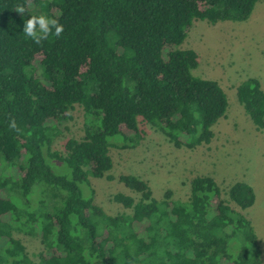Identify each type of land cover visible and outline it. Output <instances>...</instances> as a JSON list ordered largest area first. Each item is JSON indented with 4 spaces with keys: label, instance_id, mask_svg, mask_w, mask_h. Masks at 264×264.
<instances>
[{
    "label": "trees",
    "instance_id": "16d2710c",
    "mask_svg": "<svg viewBox=\"0 0 264 264\" xmlns=\"http://www.w3.org/2000/svg\"><path fill=\"white\" fill-rule=\"evenodd\" d=\"M261 1L0 0V264H262L242 212L256 202L246 182L231 185L226 200L215 178L200 175L186 201L170 189L158 200L147 181L121 174L130 194L112 200L130 212L116 215L95 203L91 184L115 180L113 141L133 148L139 118L177 148L213 141L228 97L219 82L193 74L199 56L182 45L195 21H248ZM39 15L56 19L61 34L53 29L39 43L25 36L23 22ZM236 91L264 130L261 81ZM76 106L83 137L53 151ZM17 232L40 238L36 260Z\"/></svg>",
    "mask_w": 264,
    "mask_h": 264
},
{
    "label": "rangeland",
    "instance_id": "374dc122",
    "mask_svg": "<svg viewBox=\"0 0 264 264\" xmlns=\"http://www.w3.org/2000/svg\"><path fill=\"white\" fill-rule=\"evenodd\" d=\"M182 49H192L199 56V65L193 70L195 76L219 82L228 97V110L213 126L215 138L209 145L195 150L177 148L164 134L139 118L140 138L133 148L110 149L113 168L108 175L115 180L91 179L95 190V203L108 214L130 212L112 198L116 193L130 191L117 181L121 174H133L147 181L156 199L161 200L165 192L173 191V199L186 201L190 195V181L200 175L215 178L229 200L227 191L238 181L251 185L256 193V202L242 210L251 219L258 236L264 264V130H258L246 114L237 98L236 88L249 78L261 81L264 90V1L258 2L250 19L244 22L195 21ZM66 127L60 125L62 133L54 140L53 151L64 152L65 143L71 138L84 135V111L76 106L70 112ZM52 164V163H51ZM57 174H69L64 166ZM137 199V195H133ZM230 205L238 209L233 202ZM26 246L28 253L36 256L44 247L40 238L21 232L15 233Z\"/></svg>",
    "mask_w": 264,
    "mask_h": 264
},
{
    "label": "clouds",
    "instance_id": "9594fccd",
    "mask_svg": "<svg viewBox=\"0 0 264 264\" xmlns=\"http://www.w3.org/2000/svg\"><path fill=\"white\" fill-rule=\"evenodd\" d=\"M54 35L59 36L63 30V26L54 18L46 15L30 16L23 22L22 32L25 36L33 39L36 43L45 40L49 34L53 32Z\"/></svg>",
    "mask_w": 264,
    "mask_h": 264
}]
</instances>
